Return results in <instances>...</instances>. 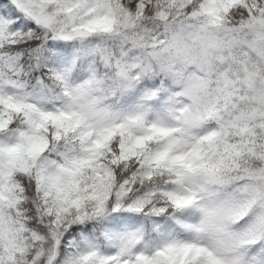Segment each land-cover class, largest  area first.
I'll use <instances>...</instances> for the list:
<instances>
[{"label":"snow or ice","instance_id":"1","mask_svg":"<svg viewBox=\"0 0 264 264\" xmlns=\"http://www.w3.org/2000/svg\"><path fill=\"white\" fill-rule=\"evenodd\" d=\"M0 264H264V0H0Z\"/></svg>","mask_w":264,"mask_h":264}]
</instances>
